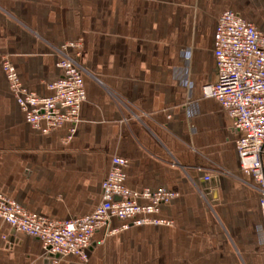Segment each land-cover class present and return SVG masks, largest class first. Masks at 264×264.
<instances>
[{"label": "crops", "instance_id": "obj_1", "mask_svg": "<svg viewBox=\"0 0 264 264\" xmlns=\"http://www.w3.org/2000/svg\"><path fill=\"white\" fill-rule=\"evenodd\" d=\"M226 9L264 32V0H0V191L50 219L80 217L123 156L132 189L178 194L155 215L169 224L102 228L87 261L46 255L39 238L0 217V264H264V216L240 166L241 132L203 94L218 80L214 33ZM74 41L87 99L74 133L66 123L45 134L26 121L3 60L46 96L63 75L59 48Z\"/></svg>", "mask_w": 264, "mask_h": 264}, {"label": "built area", "instance_id": "obj_2", "mask_svg": "<svg viewBox=\"0 0 264 264\" xmlns=\"http://www.w3.org/2000/svg\"><path fill=\"white\" fill-rule=\"evenodd\" d=\"M70 49L73 51L71 52ZM82 42L63 44L57 63L63 75L49 83L51 93L41 96L24 85L16 66L9 57L3 60V70L26 121L48 134L69 123L71 133L80 121V110L87 99L86 69L80 62ZM214 55L218 80L206 84L205 97L217 99L234 120L241 135L236 141L241 169L253 180L260 194L264 216V32L239 16L234 10H224L214 33ZM129 159L114 156L102 182L101 199L89 214L54 220L25 208L0 191V217L19 232L39 238L46 255L77 256L83 261L96 232L106 228L109 234L130 226L169 224L156 217L161 206L178 194L166 188L132 189L127 184ZM205 179L209 181L210 176ZM120 219V227L110 228L112 219Z\"/></svg>", "mask_w": 264, "mask_h": 264}, {"label": "water", "instance_id": "obj_3", "mask_svg": "<svg viewBox=\"0 0 264 264\" xmlns=\"http://www.w3.org/2000/svg\"><path fill=\"white\" fill-rule=\"evenodd\" d=\"M212 193H213V196H214V197L217 196V195H216V191L213 190ZM50 256H52V255H50Z\"/></svg>", "mask_w": 264, "mask_h": 264}, {"label": "rangeland", "instance_id": "obj_4", "mask_svg": "<svg viewBox=\"0 0 264 264\" xmlns=\"http://www.w3.org/2000/svg\"><path fill=\"white\" fill-rule=\"evenodd\" d=\"M180 46V45H179ZM87 74V73H86Z\"/></svg>", "mask_w": 264, "mask_h": 264}]
</instances>
